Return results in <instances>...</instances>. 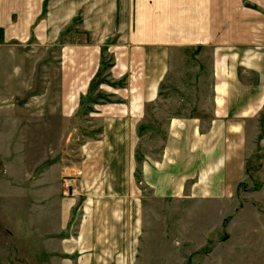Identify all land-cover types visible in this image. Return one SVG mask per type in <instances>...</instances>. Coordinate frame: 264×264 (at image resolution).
I'll return each instance as SVG.
<instances>
[{
    "label": "rangeland",
    "instance_id": "374dc122",
    "mask_svg": "<svg viewBox=\"0 0 264 264\" xmlns=\"http://www.w3.org/2000/svg\"><path fill=\"white\" fill-rule=\"evenodd\" d=\"M59 27L11 39L0 29V264H77L78 254L59 246L77 241L85 206L104 184L94 175L104 173L105 158L131 176L113 182L128 190L122 204L137 217L121 228V239L138 245L128 264H264L258 162L228 200L161 197L144 181L145 163L161 159L171 116L208 107L200 99L209 95L210 56L179 54L137 131L105 133L99 108L119 102L107 94L119 84L113 58L103 49L100 72L81 95V14L65 26L55 21Z\"/></svg>",
    "mask_w": 264,
    "mask_h": 264
},
{
    "label": "crops",
    "instance_id": "0c3cea01",
    "mask_svg": "<svg viewBox=\"0 0 264 264\" xmlns=\"http://www.w3.org/2000/svg\"><path fill=\"white\" fill-rule=\"evenodd\" d=\"M79 14L85 36L81 95L100 72L103 49L113 58L111 78L126 84L106 90L120 103L99 108L106 114L105 133L117 126L137 131L179 54L210 56L209 95L200 99L208 107L171 116L160 161L143 164L144 181L155 194L228 200L249 182L247 164L254 161L260 164L255 195L264 199V0H0V29L7 39L26 32L48 36L60 32L55 21L65 26ZM111 163L101 159L104 173L93 174L104 184L85 206L74 246L60 242L78 254L77 264L134 261L138 245L122 240L121 228L137 217L122 204L128 190L113 183L131 176Z\"/></svg>",
    "mask_w": 264,
    "mask_h": 264
},
{
    "label": "trees",
    "instance_id": "16d2710c",
    "mask_svg": "<svg viewBox=\"0 0 264 264\" xmlns=\"http://www.w3.org/2000/svg\"><path fill=\"white\" fill-rule=\"evenodd\" d=\"M105 51H106V49H105ZM99 74V73H98ZM97 74V75H98ZM97 77V76H96ZM119 84L117 85V86H115V87H120V88H123L124 86H125V82L123 81V83H121V82H118ZM121 83V84H120ZM117 103H120V102H117ZM138 164L139 163H141V160H138V162H137ZM253 163H251L250 161L248 162V164H247V173L249 174V176H253V173H251V169L253 168Z\"/></svg>",
    "mask_w": 264,
    "mask_h": 264
}]
</instances>
